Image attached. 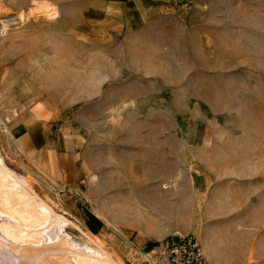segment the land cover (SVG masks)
<instances>
[{"label":"rangeland","instance_id":"rangeland-1","mask_svg":"<svg viewBox=\"0 0 264 264\" xmlns=\"http://www.w3.org/2000/svg\"><path fill=\"white\" fill-rule=\"evenodd\" d=\"M96 7L0 0V264H145L188 234L211 264H264V0ZM16 121L62 139L80 180Z\"/></svg>","mask_w":264,"mask_h":264},{"label":"crops","instance_id":"crops-1","mask_svg":"<svg viewBox=\"0 0 264 264\" xmlns=\"http://www.w3.org/2000/svg\"><path fill=\"white\" fill-rule=\"evenodd\" d=\"M96 2L97 10L93 9L92 14L100 15V11L105 12V4L111 0H93ZM119 2L120 10L131 20L143 22L149 16L154 15L155 10L165 7L171 0H113ZM29 117H25L28 119ZM14 132L18 139H23V146L37 161L41 160L43 167L52 169L57 177L62 178L70 185L76 184L78 178L77 162L75 163L74 152L62 146V139L58 141L50 137V131L44 128L39 122L33 130L26 128L22 123L16 121ZM69 146V145H68ZM72 147V146H71ZM48 163V164H47Z\"/></svg>","mask_w":264,"mask_h":264},{"label":"built area","instance_id":"built-area-1","mask_svg":"<svg viewBox=\"0 0 264 264\" xmlns=\"http://www.w3.org/2000/svg\"><path fill=\"white\" fill-rule=\"evenodd\" d=\"M133 249L139 251L137 245ZM142 257L145 264H211L201 243L191 234L166 240L142 253Z\"/></svg>","mask_w":264,"mask_h":264},{"label":"bare ground","instance_id":"bare-ground-1","mask_svg":"<svg viewBox=\"0 0 264 264\" xmlns=\"http://www.w3.org/2000/svg\"><path fill=\"white\" fill-rule=\"evenodd\" d=\"M53 10H55L54 8H52V7H50V8H48V11H52L49 15H55L57 12H54ZM30 124L32 125V122H30ZM15 192V191H14ZM17 194V193H16ZM23 198V197H22ZM8 199V198H7ZM10 199V198H9ZM14 199V198H13ZM3 202V201H2ZM4 205H6V203L4 204ZM10 205V204H9ZM16 206V205H15ZM19 206H20V203H19ZM20 208V207H19ZM39 208V207H38ZM22 209V208H21ZM42 209V208H41ZM16 210H17V207H16ZM0 211H2V209H0ZM19 211V210H18ZM3 214V213H2ZM12 214H18V212H15V211H13L12 210ZM19 215V214H18ZM23 216L25 215V214H22ZM12 217V216H11ZM14 217V216H13ZM20 218V217H19ZM17 219V218H16ZM15 221V220H14ZM13 221V222H14ZM18 222V221H17ZM18 224V223H17Z\"/></svg>","mask_w":264,"mask_h":264},{"label":"trees","instance_id":"trees-1","mask_svg":"<svg viewBox=\"0 0 264 264\" xmlns=\"http://www.w3.org/2000/svg\"><path fill=\"white\" fill-rule=\"evenodd\" d=\"M157 245H158V244L152 243V244L149 245L148 248L152 249V248H154V247L157 246Z\"/></svg>","mask_w":264,"mask_h":264}]
</instances>
